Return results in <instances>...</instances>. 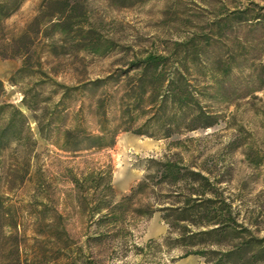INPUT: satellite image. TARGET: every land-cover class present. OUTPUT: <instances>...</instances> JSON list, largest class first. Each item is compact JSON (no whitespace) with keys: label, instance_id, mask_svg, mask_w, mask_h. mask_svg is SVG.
Instances as JSON below:
<instances>
[{"label":"rangeland","instance_id":"374dc122","mask_svg":"<svg viewBox=\"0 0 264 264\" xmlns=\"http://www.w3.org/2000/svg\"><path fill=\"white\" fill-rule=\"evenodd\" d=\"M239 1L245 0L23 1L5 25L15 35L26 31L28 44L38 47L43 66L42 72L34 68L15 74L10 82L9 77L20 67L21 60L0 58V79L5 89L2 100L13 103L25 114L36 141L28 157L25 181L20 185L13 182L9 194L0 196L2 242L30 247L34 243L33 231H38L39 240H43L47 229H58L57 232L66 234L63 238L68 242L82 243L87 234L99 228L94 222L96 217H89L79 206L78 192L70 179L106 168L110 170L115 201L146 176H152L153 180L138 198L167 201L165 190L169 188H155L152 184L157 179L156 161L166 158L176 161L183 169L211 171L222 185L233 188L244 183L246 189L241 199L264 198L261 101L245 99L227 103L200 97L203 111L212 114L214 124L203 128L197 122L171 131L168 110L163 113L162 124L148 106L134 111L124 100L133 87V81L122 76L129 59L144 51L162 52L175 41H185L194 32L202 33L223 2L231 8ZM256 1L264 4V0ZM70 8L74 11L69 18ZM56 21L66 27L65 32L51 27ZM96 41L110 46L106 55H89L83 50ZM185 77L193 89L202 88L206 82L201 71H189ZM97 78L103 79L99 85L90 84ZM61 83L80 89L69 91L66 97L69 106L65 111L68 115L62 122L53 116V125L45 129L46 138L41 135L35 116L41 124H46L43 109L50 97L58 98ZM24 94L36 111L23 104ZM97 100L101 111L96 109ZM76 121L83 133H98L100 125L114 131L113 145L81 151L60 149L56 143H60L62 131L70 129ZM136 129L144 134L134 133ZM254 149L259 150L263 160L260 165L250 160ZM3 191L0 185V194ZM34 194L45 203L43 207L31 205ZM129 224L134 244L149 238L159 239L167 231L158 211L150 218L131 220ZM11 229H17V234ZM180 253L179 249L164 250L156 262L147 260L143 264H206L194 255L178 258ZM126 254V258L107 264H134L140 259L134 255L132 246Z\"/></svg>","mask_w":264,"mask_h":264},{"label":"trees","instance_id":"16d2710c","mask_svg":"<svg viewBox=\"0 0 264 264\" xmlns=\"http://www.w3.org/2000/svg\"><path fill=\"white\" fill-rule=\"evenodd\" d=\"M23 1L0 0V58L21 60L20 67L9 77L10 82L15 74L34 68L41 71L43 66L38 47L28 44L26 31L15 35L5 25ZM73 11H67L69 18ZM63 26L58 21L51 24L62 33L66 31ZM109 49L107 43L96 41L83 50L103 56ZM189 71L203 72L206 82L202 88L193 89L187 82ZM122 76L133 81L130 94L124 97L126 104L134 111L148 106L162 124L163 113L168 110L171 131L197 122L203 128L214 124L212 114L203 111L200 97L227 103L258 100L264 106V4L245 0L229 8L223 2L202 33L194 32L185 41H175L162 52L150 50L132 57ZM102 80L97 78L90 84L99 85ZM60 85L58 98L50 97L43 109L46 124L35 116L38 129L46 138L45 129L53 125V116L62 122L68 115L65 111L69 91L80 89ZM4 94L0 79V185L5 190L0 196L9 194L13 182L20 185L25 181L28 157L36 143L25 114L13 103L2 100ZM22 102L36 111L25 100V94ZM95 106L101 111L98 100ZM133 132L144 134L140 129ZM60 138L56 144L65 151L100 149L113 145L114 131L100 125L98 133H83L76 121L62 131ZM259 154L254 149L250 160L255 165L263 162ZM155 174L153 186L169 188L165 190L167 201L161 203L158 199L138 198L152 176L132 186L118 201L114 200L109 168L88 172L79 179L72 177L79 206L89 217H96L94 222L99 229L87 234L82 243L68 242L63 238L66 234L58 229H47L44 242L39 240V232L33 231L34 243L30 247L9 245L0 239V264H107L126 258L129 246L140 258L134 264L156 262L162 251L172 249L181 251L178 258L194 255L206 264H264V198L241 199L244 183L233 188L222 185L213 172L183 169L169 158L156 161ZM31 197V205H45L37 199L38 194ZM156 211L167 225L165 235L134 244L129 222L150 218ZM11 230L17 234V229Z\"/></svg>","mask_w":264,"mask_h":264}]
</instances>
